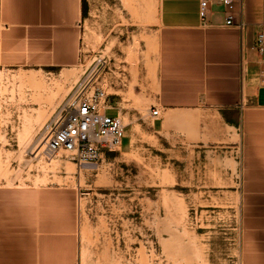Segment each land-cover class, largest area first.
Returning a JSON list of instances; mask_svg holds the SVG:
<instances>
[{
    "label": "rangeland",
    "instance_id": "obj_1",
    "mask_svg": "<svg viewBox=\"0 0 264 264\" xmlns=\"http://www.w3.org/2000/svg\"><path fill=\"white\" fill-rule=\"evenodd\" d=\"M80 29L75 66L0 63L3 183L74 188L80 253L85 248L90 256L85 264H240V130L217 111L199 109L177 123L167 124L162 114L164 128L156 131L158 120L150 117L155 100L144 102L147 72L156 64L159 0H83ZM97 68L103 71L91 84ZM97 87L123 98L119 105L131 121L123 119L124 147L96 159L72 153L74 164L58 169L51 157L64 149L50 155L45 145L32 154L30 140L40 137L41 122L50 115L54 122L64 107ZM42 174L49 180L34 184Z\"/></svg>",
    "mask_w": 264,
    "mask_h": 264
},
{
    "label": "crops",
    "instance_id": "obj_2",
    "mask_svg": "<svg viewBox=\"0 0 264 264\" xmlns=\"http://www.w3.org/2000/svg\"><path fill=\"white\" fill-rule=\"evenodd\" d=\"M199 8L200 0H159L156 76L147 81L144 102L155 100L150 113L160 110L158 117L150 114L156 131L164 128L162 114L168 119L199 109L215 110L238 127L240 264H264V51L256 46L264 33V0H235L231 14L243 21L241 28L227 24L230 12L219 0H210L204 19ZM82 12L83 0H0V63L77 65ZM106 92L120 115L123 98ZM80 262L77 191L11 186L0 178V264Z\"/></svg>",
    "mask_w": 264,
    "mask_h": 264
},
{
    "label": "built area",
    "instance_id": "obj_3",
    "mask_svg": "<svg viewBox=\"0 0 264 264\" xmlns=\"http://www.w3.org/2000/svg\"><path fill=\"white\" fill-rule=\"evenodd\" d=\"M230 14L227 17L228 25L243 26V21H235L231 14L235 0H219ZM210 8V0H200L199 13L202 19L206 18ZM264 33L257 36L256 46L262 54ZM264 76V75H263ZM114 108L108 100V94L103 88L86 91L75 103H69L58 114L55 121L48 128L46 138V152L54 155L61 149L70 150L75 158L96 159L106 151L121 150L123 139L126 137V127L123 119L117 113L111 116L108 109ZM153 117H158L160 110L151 109Z\"/></svg>",
    "mask_w": 264,
    "mask_h": 264
},
{
    "label": "bare ground",
    "instance_id": "obj_4",
    "mask_svg": "<svg viewBox=\"0 0 264 264\" xmlns=\"http://www.w3.org/2000/svg\"><path fill=\"white\" fill-rule=\"evenodd\" d=\"M157 37V36H156ZM153 38V37H152ZM151 38V39H152ZM155 38V37H154ZM155 40H157V39H155ZM148 43V42H147ZM148 45V44H147ZM154 45V44H153ZM155 47V46H154ZM157 50V49H156ZM157 52V51H156ZM154 61V60H153ZM102 64V63H101ZM150 65H151V62H150ZM103 66H105V65H103ZM103 68H97V70H96V72L94 73V75L91 77V79H90V83H91V80H92V78L93 77H95V76H98L103 70H102ZM148 76L150 77V78H154L155 76H156V67L153 65V66H150L149 67V69H148ZM92 84V83H91ZM149 108V107H148ZM35 109V108H34ZM37 110V109H36ZM28 111V110H27ZM26 111V112H27ZM172 111V110H171ZM176 111V110H175ZM183 111V110H182ZM182 111L181 112H173V113H171V115L168 117V119H167V123H173L174 121L177 123V119H183L184 118V115H186V114H183L182 113ZM39 112V111H38ZM191 112V111H190ZM25 113V112H24ZM39 113H41V111L39 112ZM184 113H186L185 112V110H184ZM32 114H33V112H32ZM53 114V113H52ZM25 115V114H24ZM44 114H42V116H43ZM192 114L190 113V116H191ZM211 115H213V114H211ZM218 115V114H217ZM38 116L40 117V114H38ZM41 116V117H42ZM120 116H121V118L122 119H124L125 120V122L126 123H130L131 121L129 120V117L127 116V114H126V112H123L122 110L120 111ZM208 116V115H207ZM44 117V116H43ZM52 117H53V115H50L48 118L46 117V119L43 121V122H41L42 124H40L41 125V128H40V130H39V134H40V137L37 139V137L32 141V140H30L31 141V145H36L35 146V149H34V151L33 152H31L32 154L33 153H35L36 151H38L39 150V153L42 151V149L44 148V146H45V144H46V138H47V136H48V132H42V133H40V131L42 130V129H44V130H46V128L47 127H49L50 125H51V120H52ZM186 117H187V115H186ZM192 117V116H191ZM199 117V116H198ZM204 117V116H203ZM212 117H214V116H212ZM204 118H206V117H204ZM28 119V118H27ZM189 119V118H188ZM214 119H215V117H214ZM38 120H40L41 121V118L39 119L38 118ZM37 120V121H38ZM190 120V119H189ZM188 120V121H189ZM192 120V119H191ZM205 120V119H204ZM186 121V120H185ZM207 121V120H206ZM205 121V122H206ZM211 121V120H210ZM31 121L29 120V122L28 123H30ZM34 122V121H33ZM124 122V123H125ZM180 122V121H179ZM182 122V121H181ZM187 122V121H186ZM191 122V121H190ZM213 122V121H212ZM39 123V122H38ZM188 123V122H187ZM211 123V122H210ZM26 124V123H25ZM24 129V134L26 133V134H28L29 135V129H28V127H27V125L25 126V128H23ZM31 129V128H30ZM32 130V129H31ZM35 132V131H34ZM27 135V136H28ZM38 135V134H37ZM1 136V135H0ZM35 137V136H34ZM19 139V138H18ZM27 139V138H26ZM37 139V140H36ZM23 140H24V138H23ZM22 140V141H23ZM28 140V141H29ZM133 140V139H132ZM19 143V142H18ZM30 143V142H29ZM28 143V144H29ZM26 144V143H25ZM24 144V145H25ZM27 144V145H28ZM20 147V146H19ZM38 149V150H37ZM1 150V149H0ZM65 150V154H62V153H58L56 156H54V157H51V161H52V166L53 167H57V166H59V164H61V163H63V162H66V164L70 167L71 166V164H72V162H73V164H74V161H72L71 162V160H70V155L72 154V151H70V150H66V149H64ZM117 150H118V148H117ZM116 150V151H117ZM133 150V149H132ZM1 152V151H0ZM125 152V151H124ZM7 153V152H6ZM127 154H132V152H130L129 150L126 152ZM1 154V153H0ZM8 154H9V152H8ZM3 155V154H2ZM2 155H1V157H2ZM11 155V154H10ZM38 155V154H37ZM36 155V156H37ZM22 156V155H21ZM34 157V156H33ZM5 158V157H4ZM22 158V157H21ZM53 158V159H52ZM30 159H32V157L30 158ZM38 159V158H37ZM44 159V158H43ZM6 160V159H5ZM5 160L3 161L2 160V158H1V161H0V171L2 172V174L3 175H5L6 176V168H5V166H4V162H5ZM10 160V159H9ZM46 160V159H45ZM49 161V160H48ZM51 161H49L50 163H51ZM44 162V161H43ZM7 162H5V164H6ZM42 165H43V163H41ZM37 165V164H36ZM48 165V164H47ZM51 165H50V167H51ZM44 166V165H43ZM64 166V165H63ZM42 167V166H41ZM74 167V166H73ZM46 168V167H45ZM49 168V167H48ZM48 168H46V169H48ZM60 168V167H59ZM63 168V167H62ZM61 168V169H62ZM51 169V168H50ZM57 169H58V167H57ZM75 169V168H74ZM73 169V170H74ZM51 170H53V169H51ZM54 170H56V168H54ZM71 170V169H70ZM8 171V170H7ZM75 171V170H74ZM1 172H0V174H1ZM168 172V171H167ZM1 174V175H2ZM37 174V173H36ZM166 174V173H165ZM8 175V174H7ZM43 175V174H42ZM73 175V174H72ZM58 175L56 174V177H57ZM69 176V175H68ZM170 176V175H169ZM32 177V176H31ZM54 177V176H53ZM60 177V176H59ZM71 177V176H70ZM61 178V177H60ZM215 178V177H214ZM6 179V178H5ZM55 179H57V178H55ZM64 179V178H63ZM73 179L75 180V178L73 177ZM7 180H8V178H7ZM6 180V181H7ZM49 180V178H48V176H47V174H44L43 175V177H41V178H37L36 180H35V183L34 184H39V183H43V182H46V181H48ZM62 179H60L59 181H61ZM72 180V179H71ZM10 181V180H9ZM53 181V180H52ZM63 181V180H62ZM62 181H61V183H62ZM65 181V180H64ZM7 183V182H6ZM60 183V182H59ZM26 185H28L27 183H25ZM24 184V185H25ZM41 185V184H40ZM238 189V188H237ZM237 191V190H236ZM175 196V195H174ZM177 197V196H176ZM171 199H173V198H171ZM176 199V198H175ZM175 201H177V200H175ZM180 201V200H179ZM174 202V201H173ZM181 202V201H180ZM179 202V203H180ZM182 203V202H181ZM183 204V203H182ZM175 205V204H174ZM176 205H177V203H176ZM175 208H178V207H175ZM181 209V208H180ZM84 247V246H83ZM89 254H88V252H87V250L85 249V248H83V249H81V263H83V264H85L87 261H88V259H89Z\"/></svg>",
    "mask_w": 264,
    "mask_h": 264
}]
</instances>
